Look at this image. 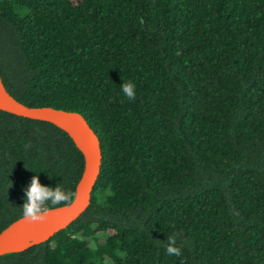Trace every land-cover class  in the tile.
<instances>
[{"label": "trees", "instance_id": "16d2710c", "mask_svg": "<svg viewBox=\"0 0 264 264\" xmlns=\"http://www.w3.org/2000/svg\"><path fill=\"white\" fill-rule=\"evenodd\" d=\"M0 78L101 154L85 210L0 264H264V0H0ZM81 169L62 130L0 110V230L33 175L74 191Z\"/></svg>", "mask_w": 264, "mask_h": 264}, {"label": "water", "instance_id": "95a60500", "mask_svg": "<svg viewBox=\"0 0 264 264\" xmlns=\"http://www.w3.org/2000/svg\"><path fill=\"white\" fill-rule=\"evenodd\" d=\"M0 110L56 126L70 138L82 156V169L74 187L76 196L72 204L50 207L47 219L41 222H25L22 215L12 220L0 230L1 255L23 250L48 239L85 210L98 174L101 154L97 137L80 113L51 106H28L20 103L6 91L1 78Z\"/></svg>", "mask_w": 264, "mask_h": 264}, {"label": "clouds", "instance_id": "9594fccd", "mask_svg": "<svg viewBox=\"0 0 264 264\" xmlns=\"http://www.w3.org/2000/svg\"><path fill=\"white\" fill-rule=\"evenodd\" d=\"M122 84L120 85L121 92L123 96L130 102L136 100V85L131 80H124L123 77ZM30 145H25L27 149ZM24 191V203L22 207V218L25 222H41L47 219V215L50 211L48 203L51 205L64 204L65 206H70L76 196L74 191H65L62 185L57 184L55 188L44 185L40 182L38 175H33L30 182L23 189ZM175 228V224L171 225ZM180 233L168 234L166 241L165 251L169 256H181L182 249L176 245L177 237Z\"/></svg>", "mask_w": 264, "mask_h": 264}]
</instances>
